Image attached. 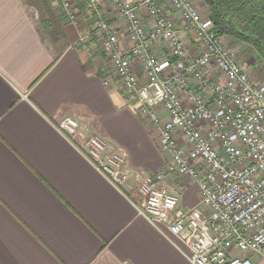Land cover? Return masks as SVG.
<instances>
[{
    "label": "crops",
    "instance_id": "obj_1",
    "mask_svg": "<svg viewBox=\"0 0 264 264\" xmlns=\"http://www.w3.org/2000/svg\"><path fill=\"white\" fill-rule=\"evenodd\" d=\"M72 2L79 26L50 10L57 33L50 42L26 0H0V264H192L180 240L139 212L140 177L155 176L170 158L158 127L123 89L107 54L79 45L96 17L85 0ZM101 2L127 53L132 44L124 21L113 0ZM197 4L207 15L203 1ZM181 34L190 56L198 55L192 34ZM155 53L165 57L169 50ZM134 66L143 74L138 61ZM66 117L80 123L78 142L59 129ZM91 136L124 152L132 169L124 183L111 182L82 152ZM162 185L180 208L200 204L192 177L167 175Z\"/></svg>",
    "mask_w": 264,
    "mask_h": 264
},
{
    "label": "built area",
    "instance_id": "obj_2",
    "mask_svg": "<svg viewBox=\"0 0 264 264\" xmlns=\"http://www.w3.org/2000/svg\"><path fill=\"white\" fill-rule=\"evenodd\" d=\"M55 1H61L67 21L78 27L75 3ZM85 3L96 21L82 33L79 45L91 49L94 38L102 40L116 78L158 127L160 145L170 158L155 176L140 177V214L180 240L192 264H253L239 253L264 259V84L239 63L226 37L215 32L213 21L193 0H113L132 44L127 53L105 20L101 0ZM182 32L192 34L198 55L190 56ZM162 47L169 50L165 57L155 53ZM59 129L77 141L81 126L66 117ZM81 150L111 182L122 184L129 178L132 169L124 152L98 136L88 138ZM167 175L198 181L200 204L180 208L177 197L162 185Z\"/></svg>",
    "mask_w": 264,
    "mask_h": 264
},
{
    "label": "trees",
    "instance_id": "obj_3",
    "mask_svg": "<svg viewBox=\"0 0 264 264\" xmlns=\"http://www.w3.org/2000/svg\"><path fill=\"white\" fill-rule=\"evenodd\" d=\"M200 1L207 7V15L213 21L215 32L231 40L229 42L232 44L251 49L264 67V0ZM42 2L46 7L51 6L48 0ZM60 16L65 21L63 12H60ZM43 23L47 30L57 35L53 21Z\"/></svg>",
    "mask_w": 264,
    "mask_h": 264
},
{
    "label": "rangeland",
    "instance_id": "obj_4",
    "mask_svg": "<svg viewBox=\"0 0 264 264\" xmlns=\"http://www.w3.org/2000/svg\"><path fill=\"white\" fill-rule=\"evenodd\" d=\"M28 3V10L31 14L32 18L35 20V23L41 28V33L43 36L50 42L55 41V35L54 33L50 32V30H47L45 24L43 22L45 21H54L53 19V11L50 10L56 9V12L60 14L62 8H61V1H56L54 3V6L46 7L43 5H40L39 2H35L34 0H26ZM196 4L199 0H193ZM42 2V1H41ZM43 3V2H42ZM198 9L200 12L201 10L200 6L197 4ZM207 12V10L205 11ZM203 13V12H202ZM105 20L108 22V20L105 18ZM111 26V25H110ZM112 27V26H111ZM59 40V39H58ZM57 41V40H56ZM231 40H228L226 38V42L229 46V48L235 52V54L238 57L239 63L243 65V67L246 69V71L251 75V77L259 82L264 84V67L261 65V61L256 58L254 52L251 49H248L246 46H238L235 44H232V42H229ZM93 44L96 45L95 49L98 51V54L101 56L102 54H106L104 50L102 49V40L100 38H94ZM102 57V56H101ZM109 65V63H108ZM110 66V65H109ZM107 68L111 70L108 66ZM241 259H250L253 264H264V259L256 254L252 253H239V256Z\"/></svg>",
    "mask_w": 264,
    "mask_h": 264
},
{
    "label": "snow or ice",
    "instance_id": "obj_5",
    "mask_svg": "<svg viewBox=\"0 0 264 264\" xmlns=\"http://www.w3.org/2000/svg\"><path fill=\"white\" fill-rule=\"evenodd\" d=\"M163 67H167V65H162ZM232 139H235V136L232 137Z\"/></svg>",
    "mask_w": 264,
    "mask_h": 264
}]
</instances>
